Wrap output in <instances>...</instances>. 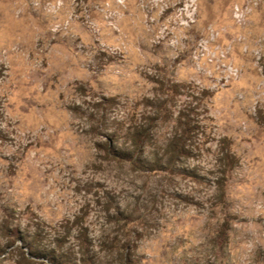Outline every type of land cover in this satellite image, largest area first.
I'll return each instance as SVG.
<instances>
[{
  "label": "rangeland",
  "instance_id": "rangeland-1",
  "mask_svg": "<svg viewBox=\"0 0 264 264\" xmlns=\"http://www.w3.org/2000/svg\"><path fill=\"white\" fill-rule=\"evenodd\" d=\"M25 240L264 264V0H0V264H59Z\"/></svg>",
  "mask_w": 264,
  "mask_h": 264
},
{
  "label": "trees",
  "instance_id": "trees-1",
  "mask_svg": "<svg viewBox=\"0 0 264 264\" xmlns=\"http://www.w3.org/2000/svg\"><path fill=\"white\" fill-rule=\"evenodd\" d=\"M134 136L133 141L135 143V146L131 150H119L116 152L117 157L124 159V160H134L137 155L142 153L144 143L149 136L145 133V130H135L131 134ZM178 140L173 142L171 148H170V155L171 158L174 159L179 153L177 150L178 148ZM143 154V153H142ZM137 161L140 162L142 161L141 158H137ZM25 244H29V255L33 257L34 259H45V260H50L55 263L59 264H71L70 262H67V260H63V257L61 255H56L51 252H48L45 248H42L39 246L37 243H34L30 240H25ZM55 253V252H54Z\"/></svg>",
  "mask_w": 264,
  "mask_h": 264
}]
</instances>
